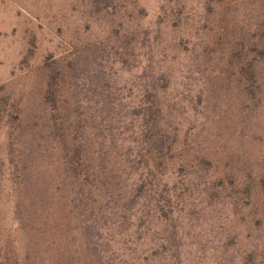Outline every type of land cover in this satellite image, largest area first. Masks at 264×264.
<instances>
[{
  "label": "rangeland",
  "instance_id": "obj_1",
  "mask_svg": "<svg viewBox=\"0 0 264 264\" xmlns=\"http://www.w3.org/2000/svg\"><path fill=\"white\" fill-rule=\"evenodd\" d=\"M0 264H264V0H0Z\"/></svg>",
  "mask_w": 264,
  "mask_h": 264
},
{
  "label": "trees",
  "instance_id": "obj_2",
  "mask_svg": "<svg viewBox=\"0 0 264 264\" xmlns=\"http://www.w3.org/2000/svg\"><path fill=\"white\" fill-rule=\"evenodd\" d=\"M84 156L85 155H81L79 151L77 152V150L69 151V154H65L66 162L64 163V166L65 167L69 166V173H70L69 178L74 180L75 183L76 182H81L82 183V187L89 188V187L93 186V182L89 181V177H88L87 174H88V171L90 170V167H89V163H87V165H84V162L87 161L86 156L85 157ZM96 179L97 178H95V181H96ZM87 195L91 196V191H88ZM96 196L98 197V195H96L94 193L92 195V197L89 199L91 204H94L96 202L95 201V197ZM81 198L83 200L86 199L84 197H81ZM81 203H83V202H81ZM84 210L85 211L87 210V203L84 206Z\"/></svg>",
  "mask_w": 264,
  "mask_h": 264
}]
</instances>
